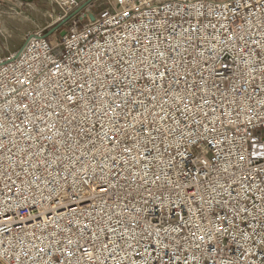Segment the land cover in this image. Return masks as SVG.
Returning <instances> with one entry per match:
<instances>
[{
    "label": "built area",
    "instance_id": "built-area-1",
    "mask_svg": "<svg viewBox=\"0 0 264 264\" xmlns=\"http://www.w3.org/2000/svg\"><path fill=\"white\" fill-rule=\"evenodd\" d=\"M50 1L0 57V264H264V0Z\"/></svg>",
    "mask_w": 264,
    "mask_h": 264
},
{
    "label": "rangeland",
    "instance_id": "rangeland-1",
    "mask_svg": "<svg viewBox=\"0 0 264 264\" xmlns=\"http://www.w3.org/2000/svg\"><path fill=\"white\" fill-rule=\"evenodd\" d=\"M58 10L50 0H0V57L17 51L28 33L53 30Z\"/></svg>",
    "mask_w": 264,
    "mask_h": 264
},
{
    "label": "water",
    "instance_id": "water-1",
    "mask_svg": "<svg viewBox=\"0 0 264 264\" xmlns=\"http://www.w3.org/2000/svg\"><path fill=\"white\" fill-rule=\"evenodd\" d=\"M90 17H91V19L94 20V16H93L92 14H90ZM52 32H53V30H51V31H49L48 33L44 34V36L48 37V36H50V34H51ZM61 34L65 35V31L63 30V31L61 32Z\"/></svg>",
    "mask_w": 264,
    "mask_h": 264
}]
</instances>
